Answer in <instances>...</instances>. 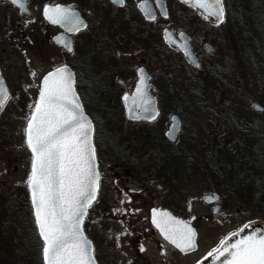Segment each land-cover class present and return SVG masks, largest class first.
I'll list each match as a JSON object with an SVG mask.
<instances>
[{"label": "flooded vegetation", "instance_id": "af4514ba", "mask_svg": "<svg viewBox=\"0 0 264 264\" xmlns=\"http://www.w3.org/2000/svg\"><path fill=\"white\" fill-rule=\"evenodd\" d=\"M142 3L150 8L151 13L156 17L155 21L144 18V13L138 7ZM159 4L158 7L157 0H125L122 6L112 4L111 0H24L26 11L22 12L18 7L13 6L10 0H0V51L4 55V57H0V77L8 95L0 113L5 109L9 99L12 103L13 91H17L19 99L13 102V106L17 112L19 110L25 113V123L27 125L28 118L39 99V90L44 76L58 68H68L72 72L74 89L84 108L86 106L100 107L101 104L109 106L101 99L105 97H101L98 91L101 86L102 89L107 91L105 96L115 97V90L112 89L114 88L111 87L112 85L105 84L103 80L101 82L100 77L107 74L111 75L115 71L124 73L125 70L119 67L124 58L131 55L133 57L142 56V54H146V51L152 53L151 56L155 60L161 59L160 53L163 52L170 60L165 63L163 62L164 58L162 59L165 68L173 67L176 70L174 73H170L169 70L165 69L166 74L163 75L162 82L166 79L169 81L175 79L172 75L175 76L177 72L181 71L180 67L185 66L192 71L198 78L197 82H201L203 86H198L199 83L195 81L190 83L183 72L182 77L177 78L179 80L178 85L182 89L204 88L209 93L211 89L210 81H208V79H211L210 70L215 67L210 61V55L216 49L217 41L222 40V23L205 18L196 8L190 4L182 3L181 0H159ZM46 5L53 9L56 6L70 8L87 27L81 26L79 31L69 32L65 27L51 23L43 15ZM162 13H166V16ZM165 31L171 32L177 44L187 41L192 53L197 58L198 67L187 63L179 47L176 46L175 49H172L165 44L163 38ZM181 34H183V38H181ZM16 39L20 41L16 42ZM207 46L212 48L211 52L206 50ZM69 47L71 51L68 50ZM102 49L105 50L101 51ZM30 54L32 56H29ZM99 56L109 59L110 67L106 65V68H102V64H106V62L99 61ZM14 63H16L15 66ZM137 64L139 68H135L133 72L137 78L135 87L139 79V70H145L150 76L143 60H140ZM126 67H128L127 64L124 65V69ZM187 80L188 83L186 84ZM223 82L224 80H222ZM149 83L152 85L150 93L156 99L158 108V116L154 120L149 122L146 120H127L123 98L130 93L122 94L121 98L119 96L118 103L115 104V106L123 109V117L101 118V121L110 120L114 123H116L115 121H121V125H114L112 131L108 134L107 149L109 155L107 162H111V168L108 167L109 174L101 173L103 160L98 161L97 159L100 182L102 177H106V182L111 186L112 193L107 194V206H110L113 195L117 198L122 195L120 191L118 192V187H115L120 182L123 183L128 192H143L149 196L150 192L147 190L149 187L145 178L147 173L154 169L155 176L157 173H162L166 179H162V182L156 185L159 195L152 197L154 206L149 209V212L151 209L156 208L169 211L174 216L184 220V217L174 213L176 203L174 200H176V197L173 196V187L179 173H173L171 177L167 175V172L173 167H145L146 160L143 157H139V160L132 162L134 166L131 168L132 170L127 169L120 163V161L124 162V159L132 150L135 151L133 145L126 141L123 130L125 120L133 125L134 130H139L142 133L143 136L140 139L146 137L144 139L152 142L153 151H150V154L147 153V155L161 157L164 153L168 155L174 151L184 153L181 145L173 147L184 124L183 119L178 116L179 132L174 141L168 140L166 133L171 125V117L167 128L158 123L159 119L164 118L161 117L159 108L162 99L159 93L154 94L160 86L158 87L154 81L153 84L151 83V76ZM117 84L123 88L124 81L119 80ZM178 85L174 80L165 89H161L160 92L167 94L174 91L175 86ZM173 99V97H169L170 103ZM4 144L7 143L4 142ZM23 146L25 147V159L17 165L18 167H27L23 185L19 188L22 194L21 202L27 212L23 227H30L33 225L34 220L26 182L30 174L31 155L25 143V132L23 133ZM6 147L8 148V145ZM117 156V161L113 160ZM242 168L245 167H194L190 168L191 170L187 169L188 173L195 170L191 175L192 179L188 182L192 188L191 195L198 197L202 202L207 194L212 192L218 194L219 201L217 205L220 207L218 212L220 216H222V206L226 205L227 201L240 204L235 212L243 211V206L247 204L251 208L252 203L259 201L260 196L253 189L254 182L252 180L237 179L239 176H246V172L241 171ZM165 186L168 188L165 190L166 194L162 195ZM246 189L251 192L249 202V193ZM215 206L204 205L209 211H212ZM252 216L250 215V218ZM255 219L257 220V218ZM256 220L252 222H256ZM243 228L241 227L226 242L233 239ZM166 244L182 257L191 256L197 252L182 253L168 243ZM208 258V255L203 257L197 264L205 262Z\"/></svg>", "mask_w": 264, "mask_h": 264}, {"label": "rangeland", "instance_id": "374dc122", "mask_svg": "<svg viewBox=\"0 0 264 264\" xmlns=\"http://www.w3.org/2000/svg\"><path fill=\"white\" fill-rule=\"evenodd\" d=\"M233 2L232 0L226 1V6L231 10L226 15L224 11L222 40L217 41L216 49L210 55V61L215 66L210 70V78L214 76L221 82L224 80L223 83L226 87L223 94L216 91L212 95L211 92L208 93L204 88H190L191 95H188V89H182L178 85L179 80L177 79L178 77H182V72L183 74L185 73L186 79H188L185 66L180 67L181 71L177 72L175 76L172 75L175 79H172V81L166 79V81L162 82V77L166 74L165 69L169 70L170 73L176 71L173 67L165 68L163 62L167 63L170 60L163 52L160 53L162 57L159 60H155L149 51H146V54H142V56L133 57L131 55L124 58L119 65V67L125 70L124 73L115 71L111 75L107 74L100 77L101 82L103 80L105 84H110L112 85L111 87H114L112 89L115 90L114 93L116 94L115 97L105 96V98L101 99L104 103L109 104V107H117L115 104L118 103V97L120 96L121 98L124 93L131 94L134 90L137 78L133 72L135 68H139L137 63L143 60L144 66L147 67L148 73L151 76V83L154 81L158 87L160 86L154 92V94L159 93L162 99V101L160 100V107L162 105L166 109V114H160L164 118L162 120L159 119L158 123L167 128L172 115H177L183 119L184 124L173 147L181 145L184 153L180 151L179 154L182 158L175 160L174 163L176 165L173 163L174 166L170 168L167 175L171 177L173 173H179L173 187V196L176 197V200H174L176 202L174 213L180 217H184V220L196 230L197 252L187 257L179 256L162 241L149 223V209L154 206L152 197L159 195L156 185L162 182V179H166L162 173H157L155 176V170L153 169V171L147 173V177L145 178L149 187L147 189L150 192L149 196L143 192H128L124 188L123 183L120 182L115 187H118L117 190L122 195L119 198L113 195L110 206H107V194L109 192L111 194L112 189L109 183L106 182V177H102L100 182L102 194L89 209L83 225L84 230L86 229V236L93 242L94 255L96 258L98 257L96 259L98 264H197L210 251L218 248L222 240L226 238L228 240L241 227L264 224V209L259 208L258 200L252 203L251 208L248 204L244 205L243 211L240 212H235L240 206L239 203L227 201L226 205L222 206V216H220L218 214L220 207H218L216 213H213V209L212 211L207 210L198 197L191 195L192 188L188 183L192 179L191 175L195 170L188 173L187 169L207 167L203 165L205 155L209 157L216 155L217 157H222V165H219V167H229L233 155L228 156V152L235 154V136L229 133H222V129H217L218 126L216 128L212 126L217 123L211 119L210 107L216 109V111L219 108L222 118H224L222 121H230V126H236L233 121H241L247 124L255 121V126L258 128L264 125V111L257 113L252 109L254 103H260L259 105L264 108V85L255 71L256 65L252 61L253 55L249 52L250 43L248 41L244 42V46L247 48L245 53L247 57L243 58L242 62H239L227 38V32L231 26L239 25L237 18H234L235 10H233V6L235 5ZM19 41V39H16V42ZM104 50L102 49L101 51ZM29 56H32V54ZM0 57H4L1 51ZM98 60L106 62V64H102V68L110 67L109 59L104 56H99ZM126 64L128 65L126 67L127 70L124 69V65ZM15 65L16 63H14ZM191 73L192 71H190ZM119 80L124 81L123 88L118 86ZM174 80L178 85L175 86L174 91L167 94L160 92L161 89H165ZM194 81L199 83L198 86H203L201 82H197V79H194ZM208 81L211 82V79H208ZM193 82L190 81V83ZM185 83L187 84L188 80ZM195 94L202 103L201 108L194 107L190 102V97L192 95L195 96ZM215 95L217 96L215 97ZM170 96L174 98L172 103L169 101ZM18 99V92L13 91L12 103L9 99L5 105V109L0 113V264L18 263L19 258L15 254V251L23 252L25 248H29V245L25 241L28 242L30 237L25 227H23L26 222L27 212L21 202L22 194L19 188L23 185L27 167H18L17 165L21 160L25 159L23 133L26 117L23 111L18 110L17 112L13 106V102ZM217 104L219 107H216ZM94 111L93 109L92 112ZM123 116L124 114H122ZM219 124L221 125V121ZM222 127L226 129V126H223V122ZM123 130L126 141L132 144L135 150H132L127 155L124 162L120 161L123 166L131 169L134 167L132 162L139 160V157H143L146 163L150 164L146 165L148 167H154L155 165L161 167L162 163L165 165L164 162H161V160L165 161L161 157H156V162L147 158L149 156L147 153L150 154L149 152L153 151L152 142L144 139L146 137L140 139L143 136L142 133L139 130H134L133 125L126 120L123 123ZM4 142L7 144H4ZM7 145L8 148L6 147ZM154 156L156 155H151V157ZM102 162L103 170H101V173L109 174L108 167L111 168V162L105 160ZM152 162L154 163L153 166ZM197 162L196 166L194 163ZM253 168L257 167H245L241 171L250 173ZM167 188V186L164 187L162 195L166 194L165 190ZM246 190L249 193V202L251 192L248 189ZM95 207L98 210L93 211ZM250 215H253L252 218H250ZM253 220H256V222H252ZM22 242L26 243L25 247L22 245L24 244ZM141 247H143V251H141ZM26 264H39L34 259L33 250L29 253Z\"/></svg>", "mask_w": 264, "mask_h": 264}, {"label": "snow or ice", "instance_id": "6c2138e0", "mask_svg": "<svg viewBox=\"0 0 264 264\" xmlns=\"http://www.w3.org/2000/svg\"><path fill=\"white\" fill-rule=\"evenodd\" d=\"M181 2L202 9L205 18L223 22L222 0ZM10 3L22 12L26 11L24 0H10ZM111 3L122 6L125 0H111ZM157 6H160L159 0ZM138 7L146 20L155 21V15L146 4ZM162 14L166 16V13ZM43 15L46 20L65 27L69 32L79 31L81 26L87 27L70 8L56 6L53 9L46 5ZM68 50L71 51V48ZM183 50L186 57L190 56L186 48ZM72 83L71 73L64 68L44 76L39 99L24 129L25 143L31 152V173L26 183L31 193L35 227L43 242V264H95L91 245L83 235L81 225L87 209L96 199L100 177L95 171V149L90 143L91 122L80 107ZM140 91L138 85L137 92ZM6 98L7 91L0 82V110ZM167 215L153 210V225L166 241L181 252L192 248L193 229L187 225L172 227V223L181 222H172L171 218L165 220ZM226 240L220 242L221 247L208 253L213 258V264L221 256L226 257L223 264H264V236L257 238L253 233L230 244Z\"/></svg>", "mask_w": 264, "mask_h": 264}, {"label": "trees", "instance_id": "16d2710c", "mask_svg": "<svg viewBox=\"0 0 264 264\" xmlns=\"http://www.w3.org/2000/svg\"><path fill=\"white\" fill-rule=\"evenodd\" d=\"M233 2V0H232ZM233 10L234 11V18H237L239 25H232L228 33V40L233 48L234 54L237 55L238 61L242 62V59L247 57L245 55L247 48L244 46V42L248 41L250 43L249 45V52L253 55L252 61L253 64H255V71L257 72L259 78L261 79L263 85H264V0H234ZM224 11L225 15L230 12V8L226 6V0H223ZM242 54H241V53ZM186 71L188 74L189 81L193 82L196 76L191 73L190 69H187ZM218 76V75H217ZM211 90L210 92L213 94L217 92L223 94L225 91V85L222 83L218 78L211 76V82H210ZM191 89H188V95L190 94ZM100 93L101 97H105L107 94V91L105 89H102L100 86V90L98 91ZM196 96V97H195ZM192 95L191 103L196 108H201L202 103L198 99L197 95ZM217 95H215L216 97ZM214 99V98H213ZM219 102L218 100H216ZM103 103V102H102ZM221 103V102H220ZM222 104V103H221ZM216 107H219L217 104ZM161 115L166 114V109L162 107L161 105ZM95 110L92 112V110ZM86 113L91 117L93 123H94V145L96 149V155L98 161L101 160H108V149H107V143H108V134L112 131L114 128V125L121 123L119 121H101V118L103 117H116L121 116L123 114V109L118 107H109L108 105L101 104L100 107H87L85 108ZM210 116L211 119L216 121L217 124L221 121V125H212L214 128L222 129V133H229L236 138V149L235 154H232L231 152H228V156L233 155V159H231V163L229 167H257L253 168L252 172L246 173V176H239L237 179L240 180H252L254 182L253 189L258 193L260 196V199L258 201V205L260 209H264V125H261V128H258L255 126V121H251L252 123H243L241 121L234 122V124L237 126H230V121H222L224 118H222L221 110L218 108L217 111L214 108L210 107ZM226 126V129H223L222 127ZM237 123V124H236ZM239 124V125H238ZM222 128H221V127ZM220 146V145H218ZM222 149V147H221ZM180 151H174L171 154L161 156V159L163 158L165 161L161 160V162H164L165 165L162 163L161 167H172L174 164L176 165L175 160L182 158L180 156ZM118 158L115 157V161ZM147 158H150L151 160H154L156 162V156L151 157L149 155ZM111 160V159H110ZM153 161V162H154ZM152 162V166L154 163ZM188 162V160H186ZM222 162V157H209L208 155H205V159L203 162V165L207 167H219V165ZM174 163V164H173ZM146 165H150L148 163H145ZM196 166L198 164L194 163ZM145 167H148L146 166ZM154 167H159L158 165H155ZM244 169V168H243ZM151 171V170H150ZM249 172V171H248ZM150 173V172H149ZM102 194V191H99V196ZM98 196V197H99ZM93 206V205H92ZM91 206V207H92ZM98 210L96 207L93 211ZM100 210V209H99ZM257 217V216H254ZM27 226V225H26ZM26 231L29 235V241H25L29 248H25L21 252L15 251V254L19 258V262L16 264H26V259L29 257V253L33 250L34 251V259L36 260V263L42 264V242L39 239V236L37 234V230L35 227V224L33 222V225L30 227H25ZM86 230V229H85ZM18 234V231H17ZM25 242H22L24 247L26 245ZM21 245V246H22ZM22 246V248H23ZM96 257V256H95ZM98 258V257H97ZM96 258V259H97Z\"/></svg>", "mask_w": 264, "mask_h": 264}, {"label": "water", "instance_id": "95a60500", "mask_svg": "<svg viewBox=\"0 0 264 264\" xmlns=\"http://www.w3.org/2000/svg\"><path fill=\"white\" fill-rule=\"evenodd\" d=\"M194 8H196V7H194ZM196 9L203 16H205V13H204V11L202 9H198V8H196ZM208 19H210L211 21H214V22H218L215 18H208ZM166 33H167V36H166ZM163 38H164L165 44L168 47L172 48V49H175L176 46L179 45L180 51L182 52L183 55H184V50L183 49L186 48L188 50V52L190 53V56H187L186 57L184 55L185 60L191 66L197 67V65H198L197 58L192 53L191 47L188 45L187 41H184L183 43L177 44V42L172 37L171 32H168V31H165L164 32ZM206 50L208 52H211L212 51V48L210 46H207L206 47ZM66 70H67L68 73H71L72 81H73L72 87L74 89L73 74H72V72L68 68H66ZM54 71H52V72H54ZM138 78L139 79H138L137 85H136L135 90L133 91V93L131 95L130 94H127L123 98L124 105H125V116H126L127 120H129V121L146 120V121L149 122V121L154 120L158 116V109H157L156 99L150 93V89L152 88V85L149 83L150 76L146 73V71L143 70V72L141 73L140 70H139V72H138ZM0 82H2V87L5 88L1 77H0ZM138 85H139V87L141 89V91L139 93L137 92ZM74 92H75V89H74ZM75 95L78 98V102H79L80 107L82 108V110L84 112V115L91 122L92 131H91L90 143H91L92 147L95 149L94 143H93V133H94L93 123H92L91 119L89 118V116L85 113V111H84V109L82 107V104L80 102V99H79L78 95L76 94V92H75ZM125 97H127V100H125ZM6 99L4 100V102L6 101ZM252 109L255 112H257V113H262L264 111V108L262 106H260L259 104H257V103L252 105ZM170 123H171V125H170L169 130L166 133V137L168 138V140L174 141L175 138H176V136H177V134H178V132H179V128H180L179 117L177 115H172L171 120H170ZM25 140H26V138H25ZM30 154H31V152H30ZM94 166H95V171L97 173H99L98 172V168H97L96 153H95ZM30 173H31V167H30ZM99 177H100V175H99ZM99 180H100V178H99ZM98 183H99V181H98ZM97 195H98V191L96 193V198H97ZM29 197H30V203H31V193L30 192H29ZM95 201H96V199L92 202V204ZM218 201H219V196H218V194H216L214 192L213 193H210V194H207L204 197V199H203V203L205 205H207V206L213 205V204L217 203ZM31 208H32V203H31ZM89 208L87 209V213H88ZM153 210H156L158 213H167L168 215H167V217H165V220H167L168 218H171V221L172 222H175V221L181 222L180 224L172 223L171 226L174 227V228L175 227H183L184 225H187L188 227H190L191 229H193V231L195 233V236H194V246L192 248L188 249L187 251L182 252V253H191V252H194V251L197 250V233H196V230L190 224H188L184 220H181V219L175 217L173 214H171L168 211H161V210H157V209H152L150 211V219H149L150 224L157 231V233L159 234V236L163 240H165V239L160 234V231L152 223V213H153ZM217 211H218V205H216L213 208V213H216ZM32 212H33V210H32ZM33 218H34V221H35L34 215H33ZM84 220H85V218H84ZM81 227H82V230H83V224L81 225ZM37 233H38V230H37ZM253 233L256 234L257 238H259L260 236H264V225H260V224L249 225V227L244 228L241 231V233H239L234 239H232L231 241H229L227 243H229V244L230 243H234L238 239H242V238H244L246 236L253 235ZM83 235L86 237V239L89 241V243L91 245L92 256H93V259L95 260V264H98L97 261H96V259H95V257H94V251H93V243H92V241L86 236L84 230H83ZM166 242L169 243L168 241H166ZM169 244L172 245L171 243H169ZM172 246L174 248H176L174 245H172ZM177 250H179V249H177ZM225 259H226L225 256H221L219 260H216L215 261V264H223V262L225 261ZM42 264H43V258H42ZM202 264H213V258L210 257L206 262H204Z\"/></svg>", "mask_w": 264, "mask_h": 264}]
</instances>
